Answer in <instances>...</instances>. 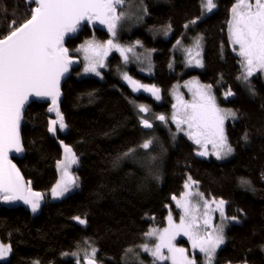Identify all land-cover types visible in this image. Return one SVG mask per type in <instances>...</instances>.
Segmentation results:
<instances>
[{
	"label": "trees",
	"instance_id": "16d2710c",
	"mask_svg": "<svg viewBox=\"0 0 264 264\" xmlns=\"http://www.w3.org/2000/svg\"><path fill=\"white\" fill-rule=\"evenodd\" d=\"M122 1L114 40L149 54L151 74L128 70L136 80L156 86L161 102L133 94L118 76L125 70L120 57L109 53L102 79L80 77L82 62L71 68L62 86L63 130L50 131L48 104L32 102L24 108L23 156L15 163L31 189L41 193L43 204L32 217L23 208L0 203V242L10 248L0 264H76L73 254L90 247L97 264H123L125 251L138 245L149 227H163L169 209L177 214L173 202L187 180L204 198L223 201L226 218L237 221L230 224L214 264H264V82L254 79L252 91L241 85L239 58L227 35L235 0H214L215 10L204 18L201 0ZM126 7L132 12L127 14ZM35 9L31 0H0V41L26 24ZM196 37L203 46V70L187 71L182 78H197L236 115L226 127L234 155L225 162L199 158L184 136L171 140L157 124L150 131L140 128L147 124L141 123V108L150 121L169 115L181 69L174 62L175 48ZM110 38L106 30L86 24L68 36L63 48L76 57L85 41ZM156 138L161 148L150 151ZM61 143L77 159L79 188L51 201ZM149 155L157 159L155 166ZM179 244L187 246L183 240Z\"/></svg>",
	"mask_w": 264,
	"mask_h": 264
},
{
	"label": "rangeland",
	"instance_id": "374dc122",
	"mask_svg": "<svg viewBox=\"0 0 264 264\" xmlns=\"http://www.w3.org/2000/svg\"><path fill=\"white\" fill-rule=\"evenodd\" d=\"M201 3L202 18L215 10L214 0H201ZM123 5L124 2L119 0L110 15V25L106 30L111 36L109 41L99 43L87 40L77 50L76 57L70 56L63 48L65 56L73 61V67L82 62L80 77L102 79L106 57L109 53L116 54L120 57L121 68L125 69L118 71L120 80L133 94H143L160 103V90L152 84L136 80L128 70L129 67H136L140 74H151L153 68L149 54L126 49L114 40L118 9ZM124 11L131 13L132 7L128 10L126 7ZM227 35L231 49L239 58L241 85L252 91L251 83L254 79L260 78L264 82V0H235L230 12ZM183 45L184 41H181L176 46L177 58L173 57L181 69L179 80L171 90L169 115L151 116L150 121L149 112L141 108V123L151 124L152 127L157 124L166 129L171 140L184 136L193 145L199 158L216 162L228 161L233 157L234 150L227 142L226 127L236 120V115L232 110L220 106L212 90L197 78H182L187 71L203 70V46L200 39L191 38L186 46ZM228 98L229 95L222 97L223 100ZM153 139L154 135L148 145ZM160 148L161 142L156 138L150 151ZM61 151V158L57 163V182L49 193L51 201L61 200L79 188L77 159L72 149L63 143ZM148 158L153 160L152 155ZM152 163L155 166L157 159ZM192 183L187 180L181 196L173 202L177 214L169 209L163 227H149L143 240L125 251L121 258L123 264H214L218 251L226 244V232L230 224L237 221L226 218L223 201L204 198L199 191L193 189ZM3 200L4 198H0V203ZM77 222L84 224L83 220L78 219ZM181 240L186 241L187 246L180 245ZM9 255V246L0 242V261L7 260ZM96 255V251L90 247L82 253L73 254V257L76 264H82L85 259L95 260Z\"/></svg>",
	"mask_w": 264,
	"mask_h": 264
},
{
	"label": "water",
	"instance_id": "95a60500",
	"mask_svg": "<svg viewBox=\"0 0 264 264\" xmlns=\"http://www.w3.org/2000/svg\"><path fill=\"white\" fill-rule=\"evenodd\" d=\"M31 1L36 5L32 18L0 41V198L7 207L23 208L35 217L43 196L31 189L15 163L23 156L20 121L24 108L32 102L48 104L53 117L50 131L64 128L62 86L73 67L64 43L86 24L107 30L119 0ZM140 128L150 131L152 125ZM83 263L97 264L91 259Z\"/></svg>",
	"mask_w": 264,
	"mask_h": 264
}]
</instances>
